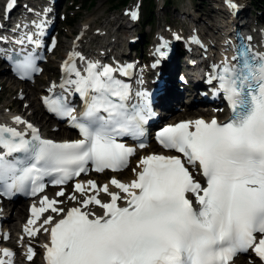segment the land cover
<instances>
[{
  "label": "snow or ice",
  "instance_id": "obj_1",
  "mask_svg": "<svg viewBox=\"0 0 264 264\" xmlns=\"http://www.w3.org/2000/svg\"><path fill=\"white\" fill-rule=\"evenodd\" d=\"M227 3L235 7L231 0ZM233 59L236 63L226 64L216 77L231 102L229 122L198 119L166 127L158 134L159 143L180 155L142 158L141 170L130 183L110 181L118 192L93 181L75 184L83 198L80 207L65 211L44 197L38 209L32 208L30 226L48 210L63 213L55 223L51 216L43 220L42 226L52 225L45 229L51 237L50 246L45 245L47 264H231L249 250L264 261V56L242 52ZM17 67L24 74L38 70L31 57ZM131 67L89 62L82 74L74 63H66L63 70L75 79L65 83L85 102L82 119L76 121L59 97L45 104L49 111L71 117L82 139L43 140L28 124L32 138L26 140L16 129L0 126V148L6 150L0 153V186L11 191L30 183L36 194L43 191L38 181L46 175L58 174L53 183L62 185L85 172L89 163L97 172L126 167L133 149L117 137L141 135L146 121L143 108L129 109L130 86L116 75H129ZM14 122L24 123L19 117ZM13 153H23V158L5 160ZM189 166L199 168L205 185ZM101 192L110 197L108 202L98 198ZM89 205L103 214L84 211ZM37 231L25 228L29 235ZM32 255L29 248V259Z\"/></svg>",
  "mask_w": 264,
  "mask_h": 264
},
{
  "label": "rangeland",
  "instance_id": "obj_2",
  "mask_svg": "<svg viewBox=\"0 0 264 264\" xmlns=\"http://www.w3.org/2000/svg\"><path fill=\"white\" fill-rule=\"evenodd\" d=\"M4 1L5 0H0V12H1ZM90 1L92 2V5L86 6L85 8L80 6V4L83 5V0H60L58 2L59 14L57 16L58 17L57 32L60 36V39L58 40L59 43L56 45L57 55L56 57L55 56L53 57L54 60H60L67 54L68 52L67 48L70 46V44L76 42L75 38L77 37L79 33H81V39L84 42L81 43L78 40L76 43L80 44V46L82 47V50L87 49L86 48L87 46H84V45H90V47L94 48L95 46L98 45V43L102 41L101 40L102 38L105 39V37L107 36L113 37L110 35V32H114L116 30V24H113L110 27L109 25H110V21L114 19V17H116L115 15L119 16L118 17L120 19L119 22L121 23V25H119V30H118L119 33L117 34L119 37L118 39L119 46H123L124 47L123 49H127L125 48L126 45L130 44L131 45L130 48H133L132 49L133 51L136 49H139L140 47L139 46L141 44V41H139L140 32L142 31V33L144 34H148L149 32L153 33L155 29L159 26V24L162 23V21L164 23H162L163 25H161L159 28L167 26V27H170L171 29L180 28L179 30L186 31L189 28L188 24L180 26L178 23H180V20L182 19V16H181L183 15L182 13L188 12L189 8L192 9L191 11H194L195 16H196V13H199L198 10H201L202 13H199L198 17L203 18L201 19L200 26L201 28H204L205 32H206L205 27H207L209 24L220 25V21L218 20V18L221 12H218L216 10L218 5L213 2L211 3V5H209L208 4L209 0H164L165 5L163 6V8L156 11L157 5H155V8L153 9V18H152L153 23L151 24L152 26L151 25L145 26V28H142V30L140 26H137V23L135 21H134L133 28L131 29L123 28L124 25L125 27L132 25L131 22L129 21V18L132 13H137L133 7L134 0L133 1L130 0L131 2L127 4L129 5L131 3L130 7L128 9L125 8L123 10L120 7L118 8L114 7L115 4L113 5L110 2V0H90ZM250 1L251 0H247L246 10L243 16H246L247 19L252 22V24L250 25L251 29L255 28V29L264 31V8H262L258 3H253L252 1L250 4ZM146 5H147V0H145L141 4L140 10L143 13V15L145 13ZM45 7H47V2L44 3V6L42 8H45ZM159 7L161 6L159 5ZM61 12L63 13V16L60 15ZM66 15H69V18L67 16V19L65 20ZM141 19H142V16H141ZM247 19L243 17L242 22L246 24ZM68 20L72 21L74 24L69 26ZM86 20H91L92 22L89 25L88 29L83 31V29L81 28V24H83ZM176 24H177V27L179 28L175 27ZM210 27L213 28V26H210ZM98 31H101L99 32L100 34L104 33L105 36L104 37L97 36ZM86 38H93L94 41L92 43L86 42ZM130 38H134L132 39L131 43L127 40ZM112 39L113 38H110V40ZM150 40H151V35L148 36L147 41H150ZM62 42H63V45H62ZM133 51L129 52V49H127V53L129 52V55L131 57H133ZM140 52H141V56L137 54V60L141 62V66H145L148 63H150L149 60H147V48H144V50H140ZM49 63H51L53 67L45 69V72L41 75L40 81L38 84L23 85L22 83L14 80L10 76L9 72L6 70V68L4 67V64L1 62V59H0V77H4V80L9 79V82L6 85H3L4 80L0 81V111H1L0 117H6L8 112L17 113L18 117L22 118L23 121L28 120V121H31L37 124L36 121L28 118L30 117V114L33 111L31 103L32 101L35 100V102L38 104L37 100H38V95L40 94V92H42L43 88L47 87L51 79L57 78V72H56L57 63H55L54 61H50ZM184 65L187 66L186 63H184ZM181 67H182V64H181ZM186 71L187 70L179 71V73H176V75H175V71L171 72L174 75H172L171 82L169 81L170 86L167 90L166 96L163 98V103L166 102L167 100L176 99L177 101V98L180 95L181 100L179 99L178 105L175 107L176 110L173 111L171 114L165 116V119L171 122L178 121L177 119L169 120L171 116L176 115V114L185 115L184 113L186 112V110H188L189 102H191V104L189 103L190 104L189 106L191 107L197 106L194 101V99H196L194 92H193V97L188 98L189 99L188 102L187 100L183 102L182 94L185 93L187 89L185 90L181 89V90L174 91V88H173V84H174L173 82H175L176 80L179 81V77L183 76ZM22 88L25 90L24 93H22ZM17 99L20 100L18 104L16 103ZM7 108H9L8 111L6 110ZM21 109H22V112L20 111ZM190 110L193 111L194 108L193 110L189 109V111ZM199 114L204 115L202 113H199L198 111L194 115H199ZM43 116L47 118L46 115L43 114ZM44 120L45 121L48 120L49 125H50L48 126L47 130L42 129L41 126L39 125L44 135H46L47 137H50L51 139H55V140L62 139L63 137H61L60 135H57V134L53 135V131L52 129H50V128H55L54 122H52L51 119L50 120L44 119ZM58 131L59 130H57L56 132ZM67 138L72 139V136L71 137L68 136ZM107 178L109 179L108 175L106 176V179ZM69 201L72 203L71 199ZM20 207L26 208L25 206L24 207L20 206ZM23 221H24L23 219L16 221L17 226L15 229H12V231L18 232V227L21 225ZM8 224H10V222ZM14 244H16V242L9 243V245L11 246H14ZM244 260L246 263L252 264V262L248 260V258H245ZM246 260H248V262ZM19 262L21 264H41L39 257H34L31 263L29 262L26 263V262H21V261Z\"/></svg>",
  "mask_w": 264,
  "mask_h": 264
},
{
  "label": "bare ground",
  "instance_id": "obj_3",
  "mask_svg": "<svg viewBox=\"0 0 264 264\" xmlns=\"http://www.w3.org/2000/svg\"><path fill=\"white\" fill-rule=\"evenodd\" d=\"M221 1L223 2V4L220 7L223 10H225V9H231L232 10L231 7H229L228 5H226L225 2L227 0H221ZM231 1L234 2L237 6L242 7V13L244 14V12L246 10L247 0H231ZM47 4H48V7H49L50 2H48ZM30 12H33V10L30 9V11H28V13H30ZM198 12L199 13H202L201 10H198ZM199 13H196V16H195L194 15V11H191V9L189 8L188 9V12H183L182 14L185 16V19L184 20H185V22H187V24L189 25L190 29L193 30L196 34L200 35L204 39L203 40V45H205L208 48L211 45H214V49L215 50L216 49L219 50L222 47V45L224 44L223 41L225 40V38H222V39L218 40L219 35H218V32L215 31V30L217 28H220L221 26L220 25H217V24H214V25L209 24L210 26H213V28H211L208 25L207 27H205V29H206V32H205L204 28H201V26H200L201 19H203V18H199L198 17L199 16ZM193 15H194V17H193ZM129 21L131 22L132 26L129 25V26L123 27V28L131 29V28L134 27V25H133L134 24V18H133V16H130ZM91 22H92L91 20H86L83 24H81V28L83 29V31H85V30L88 29V27L91 24ZM228 22H229V20L227 21V23ZM118 29H117V31H118ZM245 30L246 31L243 32V35H246L249 32H251V35L255 38L256 42L259 45L262 44V40L264 38V32H263V30H259V29H255V28L254 29L245 28ZM99 32H101V31H98L97 32V36H101V37H104L105 36L104 33L100 34ZM207 32H208V34H207ZM223 33L224 32H222V34ZM111 36H113V35H111ZM110 38H113V39L110 42H108L109 43L108 45H105V43H106V41H109V39L108 40H104L102 38L101 39L102 41L100 43H98V44H101L103 42L102 43V46L99 47V48H97L96 50H93V47H90V45H84V46H87L86 47L87 48V50H86L87 53H94V54L97 53V54H100V53H103L104 52L103 50H108V48H111V46H115L117 44L116 40L119 39V38L118 37H114V36L113 37H110ZM93 41H94L93 38H86V42L92 43ZM82 42H84V41H82ZM62 45H63V42H62ZM215 46H217V47H215ZM67 50H68V52H67L68 54H66V56L67 55L68 56H71L72 58H76L77 60H81L79 57H83L84 58V55L82 53V47L80 46L79 43H76L75 42V43L70 44V46L67 48ZM122 51L123 50L118 49L117 51H115V54L116 55H119V54H121ZM212 53H213V51L209 52L208 56H211ZM66 56H64L63 58H65ZM52 67H53L52 64L51 63H48V65L46 66V69L52 68ZM170 71L173 72L174 71V68L173 67H170ZM192 78H195V73L193 71H190V70H187L186 73H184V75L181 77L182 87L183 86H188V89L186 90V92L182 94L183 95V97H182L183 102H185V100H187V102H188V100H189L188 98H192L193 97V90L198 87L197 83ZM171 79H172V75H169V78H167L165 80L164 85H165L166 88H169V86H170L169 81L171 82ZM3 80H4V77H0V81H3ZM8 82H9V79H5L3 81V85L8 84ZM48 89H49V83H48V85H47L46 88H43L42 92H46V90H48ZM24 91L25 90L22 88V93H24ZM42 92H40V94H43ZM40 94L38 95V100H37L38 104H39ZM26 95H28V94H26ZM179 99H180V95L177 98V101H176V99H174V100H167L166 101V105L171 110L170 113L173 112V111H175L174 109L178 105ZM19 102H20V100L17 99L16 103L18 104ZM189 103H191V102H189ZM38 104L35 102V100L32 101L31 106L33 108V111L30 114V117H28V118L33 119L34 121H36L37 122V125L38 126L40 125L42 129L47 130L48 126H50L49 125V122H48L47 118L43 116L44 113H43L42 110H40L41 108H39V105ZM197 110H199V109H194L193 111H186L184 113L185 115H178V114L173 115V116H171V118H169V120L177 119V120L194 121L195 118H196V116H198V117H200V116L201 117H204L205 116V115H200V114L199 115H194L197 112ZM20 111L22 112V109ZM16 117H18L17 116V113L16 114L8 113L6 115V117H0V120L3 121V122H5V123H8V124H16V125H20L21 126L22 123H19L18 124V123H15L14 122ZM44 119H46L47 121H45ZM50 129H52L53 135L54 134H57V135H60L61 137H64L61 140H69L67 137L70 136L71 133H67V131H65V130H62V131L59 130L58 132H56L57 131L56 129H54V128H50ZM64 134H66V135H64ZM45 137H47V136L45 135ZM47 138H50V137H47ZM145 152L146 151H143L141 153L142 156H144L146 154ZM138 170H140V165H139L138 161L136 160V161L132 162V171L133 172H130V171L127 172L126 171L124 174H105V175H108L109 176V179L106 180L107 185L109 186V189H112L111 188V185H110V181L112 179H116L117 181L120 180L123 183H130L132 180H134L135 175H136V172ZM193 175H194L195 179L198 180V176L196 174H193ZM98 177H100V176L97 175V174L94 175L93 177H91L87 181V183L89 181H93V182L96 183L99 180ZM60 191H63V189H54L53 192L49 193V196L52 199H55L58 202L57 205H56L58 208H62L65 211H67L69 208H72V207H80V203L79 202L83 199L81 196H77V195L73 194V195H75L77 197L78 201L71 203L69 201L70 200L69 199L70 196H64V195L63 196H58L57 195V193L60 192ZM99 196L101 198H103L105 201H108V198L107 197H105V196H103L101 194H99ZM7 208H8V206H7ZM88 210L93 211L97 216L102 215V211L101 210L92 209L90 207H88ZM55 214L56 213H53V215H55ZM62 215H63V213H62ZM48 216H50V214H47V216H45L43 218V220L46 217H48ZM26 217H27V208H21L20 206L9 208V212H7V213L4 214V218H5L6 222H8V223L10 222V224H8L9 230H12V229H15L16 228V226H17L16 221H19L21 219H23L25 221L26 220ZM8 246H11V245H8ZM17 259H19V260H17V263L16 264H21L19 261H21V262H27V260L29 259V255L26 254V253H24V252H21L20 253V256ZM248 260H250V259H248ZM248 260H246V261L248 262ZM237 264H248V263L245 262L244 258H241V259L237 260ZM252 264H258V263L255 262V261H252Z\"/></svg>",
  "mask_w": 264,
  "mask_h": 264
},
{
  "label": "trees",
  "instance_id": "obj_4",
  "mask_svg": "<svg viewBox=\"0 0 264 264\" xmlns=\"http://www.w3.org/2000/svg\"><path fill=\"white\" fill-rule=\"evenodd\" d=\"M143 2L145 0H142ZM253 3H258L262 8H264V0H251ZM110 2L114 5V7H120L123 8L125 7L130 0H110ZM154 0H147V5L145 7V13L143 15L142 13V19L140 20V26L141 28H145L146 25H151L153 23L152 18H153V9L155 8ZM92 2L90 0H83V5L81 7L85 8L86 6H91ZM257 5V4H256ZM70 25H73V23H69ZM152 26V25H151ZM143 40H142V45H147V36L144 34L143 35Z\"/></svg>",
  "mask_w": 264,
  "mask_h": 264
}]
</instances>
